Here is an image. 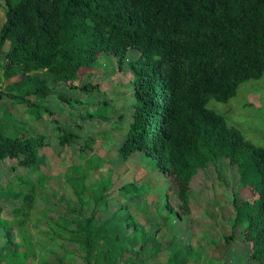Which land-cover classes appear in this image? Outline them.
Wrapping results in <instances>:
<instances>
[{
	"label": "trees",
	"instance_id": "16d2710c",
	"mask_svg": "<svg viewBox=\"0 0 264 264\" xmlns=\"http://www.w3.org/2000/svg\"><path fill=\"white\" fill-rule=\"evenodd\" d=\"M4 1L0 52L9 45L5 76L19 80L7 85L0 98L25 105L35 123L48 118L58 131L59 144L69 146L78 136L60 126L50 97L61 86L93 95L99 89L93 77L101 58L118 59L120 70L127 67L132 74L134 97V114L119 157L128 162L145 155L160 174L174 179L181 203L177 212L168 201L169 192L166 202L169 216L176 213L179 219L190 214L195 176L225 159L236 168L241 186L253 191L249 200L233 201L235 220L227 241L235 240L238 228L245 226L250 260L264 264V147L254 145L224 115L209 108L212 101L230 102L242 85L264 77V0ZM132 51L139 57L127 63ZM86 75L89 81L82 85ZM60 99L67 104L74 100ZM111 105L105 101L86 118L110 120ZM9 126L0 121V162L16 160L38 172L46 162V136H31L20 119ZM94 165L89 159L67 176L81 211L72 223L62 214L66 224H76L68 231L69 241L79 245L82 264H162L155 261V233L140 229L130 210L99 223L95 211H108L113 180L102 177L92 190L86 181ZM16 180L18 185L0 187V200L21 204L8 216L0 207V238L6 241L0 243V264H31L38 256L36 246L26 239V224L46 177L40 183L29 176ZM144 189L136 182L123 187L125 196H139ZM87 192L93 195L92 204ZM89 205H94V213L86 216ZM68 209L69 214L77 212ZM17 228L22 240L14 235ZM56 247L63 246L42 251L39 264H76L63 259Z\"/></svg>",
	"mask_w": 264,
	"mask_h": 264
},
{
	"label": "rangeland",
	"instance_id": "374dc122",
	"mask_svg": "<svg viewBox=\"0 0 264 264\" xmlns=\"http://www.w3.org/2000/svg\"><path fill=\"white\" fill-rule=\"evenodd\" d=\"M6 22V4L0 0V32ZM7 44L0 52V93L7 85L19 80V77L6 79ZM138 52L128 54L126 62H135ZM132 74L126 67L121 71L118 59L103 56L101 68L93 77L94 84L99 89L93 94L72 90L69 86L59 87L50 97V107L55 118L64 129L73 131L78 138L69 146L59 144L58 131L55 126L44 119L38 123L27 114L25 105H17L7 96L0 98V121L11 125L14 119L22 120L29 129L30 135L39 133L46 136L48 143L42 152L46 162L41 169L33 173L21 167L16 160L0 162V187H6L12 182L18 185L17 176H29L40 183L43 177L46 182L39 189L37 201L29 222L26 224L28 233L26 239L36 246L37 259L31 264H39L40 254L47 248L56 247L63 259L76 264L83 263V254L79 245L69 241V232L76 224H66L62 219L71 223L81 211V203L73 193L67 181L68 175L77 172V168L86 165L87 160L94 161V167L87 185L96 190L97 181L102 177H111L113 186L109 195V207L105 212L96 209L99 223L109 221L113 216L131 211L134 221L144 232L155 233L158 242V258L162 264H256L250 260L251 245L245 240L244 228L239 227L236 238L228 242L227 237L233 232L235 208L233 201L242 203L253 195L250 187L241 186L239 174L235 167L225 159L201 170L191 185V211L179 219L176 213L169 216L166 194L169 192L171 206L178 210L181 204L178 199L177 186L174 179L160 174L152 159L139 155L124 162L118 155L123 144L134 114ZM89 81L84 76L82 85ZM74 98L72 104L63 102L60 97ZM95 103L89 104V100ZM112 103L110 120L87 119V112H93L102 103ZM209 108L224 115L230 125L240 129L247 140L256 146L264 147V77L253 80L241 86L238 94L228 103L212 101ZM10 127V126H9ZM89 144L91 147L85 149ZM85 149V153L81 154ZM136 182L138 187L145 188L143 194H124L123 187ZM85 197L93 203V195L87 192ZM21 204L14 200H0L4 215H12L13 210ZM94 206V205H93ZM93 206L86 208V216L93 212ZM75 208L77 212H70ZM69 214V215H67ZM15 236L21 239L22 231L15 229ZM0 243L6 241L0 238ZM138 250V249H136ZM25 247L21 249V253ZM131 256V253L127 257ZM49 254L45 255V259Z\"/></svg>",
	"mask_w": 264,
	"mask_h": 264
}]
</instances>
